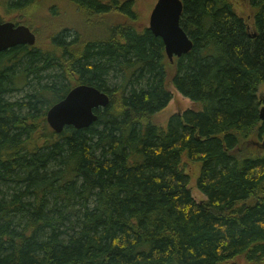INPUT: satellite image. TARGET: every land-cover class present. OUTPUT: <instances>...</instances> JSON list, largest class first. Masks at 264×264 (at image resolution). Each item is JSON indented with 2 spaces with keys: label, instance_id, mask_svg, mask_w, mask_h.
<instances>
[{
  "label": "trees",
  "instance_id": "16d2710c",
  "mask_svg": "<svg viewBox=\"0 0 264 264\" xmlns=\"http://www.w3.org/2000/svg\"><path fill=\"white\" fill-rule=\"evenodd\" d=\"M67 2L49 50L0 54V264H264V0H182L173 63L134 0ZM79 86L110 106L56 134ZM169 86L197 108L160 125Z\"/></svg>",
  "mask_w": 264,
  "mask_h": 264
},
{
  "label": "water",
  "instance_id": "95a60500",
  "mask_svg": "<svg viewBox=\"0 0 264 264\" xmlns=\"http://www.w3.org/2000/svg\"><path fill=\"white\" fill-rule=\"evenodd\" d=\"M183 12L182 0H159L150 16L149 30L162 39L166 55L172 63L175 58H181L193 49L192 41L181 27ZM36 40L35 34L26 26L0 23V54L17 47H34ZM109 106L107 94L94 87L79 86L48 111L47 123L56 134L70 127L88 129L98 120L96 112ZM260 119L264 122V108Z\"/></svg>",
  "mask_w": 264,
  "mask_h": 264
},
{
  "label": "rangeland",
  "instance_id": "374dc122",
  "mask_svg": "<svg viewBox=\"0 0 264 264\" xmlns=\"http://www.w3.org/2000/svg\"><path fill=\"white\" fill-rule=\"evenodd\" d=\"M134 1L136 4V13L139 19L137 26L139 28H148L150 16L159 0ZM77 16L79 20V12L75 13L74 7L71 6L67 0H33L31 4L27 5L24 9L18 12L13 9H7V4L0 5V17L4 21L12 22L18 24L19 26H26L31 29L37 38V48H41L42 50H49L51 47L50 41L52 38L54 23L58 27H55V31L60 32L64 26H67V24L69 25V21L72 24V19H77ZM83 16L84 15L81 13V24H85L86 22V19ZM68 27H70V25ZM93 30L94 28L90 24L88 28H86L88 33H93ZM168 84L170 85V82ZM168 90L172 94V100L167 108L157 117V122L160 125L166 124L174 115L183 114L188 110L197 108L191 101L180 95L173 86H169ZM22 97L23 96L20 95L18 96V99H21ZM263 142L264 141L252 142L251 149L264 150ZM192 168L194 169V173L190 170V174H192L190 187L194 200L199 204L206 201V198L200 194L196 188V178L199 170L195 167Z\"/></svg>",
  "mask_w": 264,
  "mask_h": 264
},
{
  "label": "flooded vegetation",
  "instance_id": "af4514ba",
  "mask_svg": "<svg viewBox=\"0 0 264 264\" xmlns=\"http://www.w3.org/2000/svg\"><path fill=\"white\" fill-rule=\"evenodd\" d=\"M9 4H10V5H14V6H16V5H19V2H18V0H12ZM26 6H27V5L24 3V5L19 6V8H18L16 11L18 12V11L24 9V7H26ZM7 9H8V8H7ZM0 23H1V24H6V23H12V22L4 21V20L0 17ZM12 24H14L16 27L19 26L18 24H15V23H12ZM30 30H31V29H30ZM24 47H28V46H24Z\"/></svg>",
  "mask_w": 264,
  "mask_h": 264
},
{
  "label": "bare ground",
  "instance_id": "6f19581e",
  "mask_svg": "<svg viewBox=\"0 0 264 264\" xmlns=\"http://www.w3.org/2000/svg\"><path fill=\"white\" fill-rule=\"evenodd\" d=\"M264 108V107H263ZM262 110V109H261ZM262 121V120H261ZM263 122V121H262ZM264 123V122H263ZM264 143V142H263Z\"/></svg>",
  "mask_w": 264,
  "mask_h": 264
}]
</instances>
